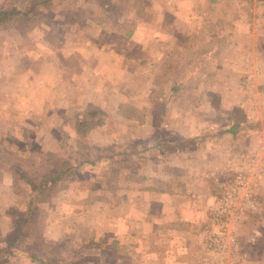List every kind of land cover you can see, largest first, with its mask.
<instances>
[{
  "label": "rangeland",
  "instance_id": "obj_1",
  "mask_svg": "<svg viewBox=\"0 0 264 264\" xmlns=\"http://www.w3.org/2000/svg\"><path fill=\"white\" fill-rule=\"evenodd\" d=\"M34 1L0 0V10ZM193 11L198 17L191 18ZM245 57L261 64L264 78V0H55L39 7L23 26L0 28V153H8L11 166L34 177L52 167L49 154L68 165L75 160L63 189L48 202L34 204L35 230L7 248L26 207L27 188L2 168L7 160L0 156V264H120L121 252L110 243L115 235L104 228L103 214L91 208L99 198L118 196L104 192L94 197L92 186L98 184L103 194L110 185L117 192L118 184L110 174L96 180L93 175L103 172L107 153L115 150L104 146L107 127L112 128L108 144L126 135L133 138L137 131L121 113L136 121L145 118L151 94L157 95L158 105L181 91H216L217 97L208 95L211 110L222 112L223 127L235 121L238 129L233 140L230 134L216 138L212 132L209 142H219L220 150L236 140L242 150L259 148L264 142V83L257 82L261 74L247 83ZM203 75L206 84L199 82ZM189 100L194 104L197 97ZM89 108L97 111L92 121L100 122L80 135L78 123ZM140 132L145 141L152 135V130ZM66 137L72 139L70 146L62 143ZM97 156V170L82 162ZM77 177L84 179L75 183ZM262 178L257 198L262 209L239 231L243 264H264ZM69 185L65 199L79 189L81 200L74 204L63 199ZM63 205H70L69 217L61 215ZM73 218L86 231L78 237L65 228L58 233L57 223L69 228ZM48 233L54 239L46 241ZM254 235L257 243L249 240Z\"/></svg>",
  "mask_w": 264,
  "mask_h": 264
},
{
  "label": "crops",
  "instance_id": "obj_2",
  "mask_svg": "<svg viewBox=\"0 0 264 264\" xmlns=\"http://www.w3.org/2000/svg\"><path fill=\"white\" fill-rule=\"evenodd\" d=\"M195 16L198 17V12L193 11L191 18ZM259 65L261 75L257 82L261 80L260 83H264L262 67ZM199 82L206 84L207 77L201 76ZM213 94L215 97L219 95L216 91L177 92L169 101L168 98L167 102L165 100L163 107L155 103L157 95L151 94L148 100L151 108L147 109V114L144 110L142 112L145 118L136 121L127 119L124 111L121 113L122 119L128 120L124 123L127 126L130 124L137 131L133 138L128 140L126 135L125 138L108 144L106 137L112 135V128L107 127L109 131L104 134V146L115 150L107 153L103 172L97 170L101 157L82 160L88 168H96L93 175L95 180L110 174V177H114L111 178L112 181L118 184L117 192H112L113 187L110 185L103 194L98 189V184L92 186L91 193L94 197L106 195L104 192H109L110 196H118L104 201L99 198L94 203L97 205L91 208L93 213L103 214L104 228L115 235L110 243L121 252L120 264H201L203 253L199 238L209 226L208 210L217 196V187L211 174L216 167L224 164L229 152L243 148L238 140L231 141L222 150L220 148L223 145L219 148L216 140L209 142L208 135L213 134L212 132H215L217 138L224 133L230 134L233 126H236L234 130L237 131V125L233 124L235 121L223 127L222 112L218 109L211 110V98L208 95ZM193 95L197 97L194 104L189 100ZM142 130L150 133L152 130V139L151 136L146 141L139 139L143 136L140 132ZM70 135L74 137L75 133ZM233 136L231 135L232 140L235 138ZM71 140L66 137L62 143L70 146ZM233 145V148H227ZM222 152L224 156H221ZM74 162L75 160H70L69 166L73 167ZM83 179L77 177L74 181L81 182ZM258 189L259 187L255 190L256 198L259 195ZM66 190L62 192L66 195L63 196L65 203L74 204L81 200L77 197L79 189H73L75 195L70 197L71 200L65 199L71 193L70 185ZM69 206H61V215L70 216L67 212ZM55 228L58 233L65 228L68 233L71 232L70 236L75 237L81 231H86L74 218L69 228L63 221L57 223ZM92 228L94 231L98 229L97 226ZM44 236L47 237L46 241L54 239L49 233ZM59 237H55V240ZM250 238L251 243H257L256 235L249 237V240ZM241 241L244 243L245 239ZM255 249L256 247H251L249 250L253 252Z\"/></svg>",
  "mask_w": 264,
  "mask_h": 264
},
{
  "label": "built area",
  "instance_id": "obj_3",
  "mask_svg": "<svg viewBox=\"0 0 264 264\" xmlns=\"http://www.w3.org/2000/svg\"><path fill=\"white\" fill-rule=\"evenodd\" d=\"M250 66L247 83L260 74V65L244 58ZM217 196L208 210L209 226L200 236L202 262L205 264H243L239 231L261 211L255 196L259 181L264 176V142L259 148L233 150L224 165L211 174Z\"/></svg>",
  "mask_w": 264,
  "mask_h": 264
},
{
  "label": "trees",
  "instance_id": "obj_4",
  "mask_svg": "<svg viewBox=\"0 0 264 264\" xmlns=\"http://www.w3.org/2000/svg\"><path fill=\"white\" fill-rule=\"evenodd\" d=\"M53 1L55 0H36L30 6L24 8L0 10V28H19L23 26L39 7L49 6ZM164 104L165 100L162 102L161 107H163ZM95 112H97L95 109L89 108L82 116V119L79 120L78 133L80 135H84L91 127V124L100 122V118L92 121ZM234 128H236V126H233L229 131L231 135L236 133ZM0 156L4 160H7V164H1L2 168L13 173L16 184L23 185L27 188L25 210L21 214L17 232L10 238L7 245V248H11L20 239L26 237L27 233H31L35 230L36 221L32 214L34 204L42 201L48 202L57 192H60L63 189V186H61L62 183L65 181L67 175H71L73 167L69 166L67 163L61 162L58 156L49 154V156L53 157L52 167H45L42 171H39L38 177H34L11 166L10 161L12 160L8 153L1 152ZM4 256H6V254H4Z\"/></svg>",
  "mask_w": 264,
  "mask_h": 264
}]
</instances>
